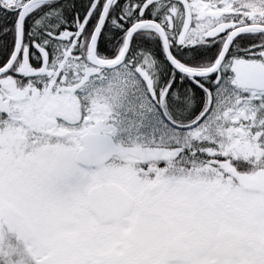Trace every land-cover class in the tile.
<instances>
[{
	"label": "snow or ice",
	"instance_id": "1",
	"mask_svg": "<svg viewBox=\"0 0 264 264\" xmlns=\"http://www.w3.org/2000/svg\"><path fill=\"white\" fill-rule=\"evenodd\" d=\"M0 264H264V0H0Z\"/></svg>",
	"mask_w": 264,
	"mask_h": 264
}]
</instances>
